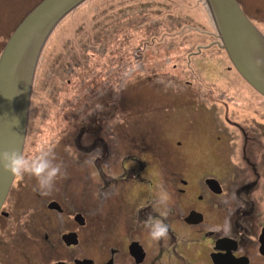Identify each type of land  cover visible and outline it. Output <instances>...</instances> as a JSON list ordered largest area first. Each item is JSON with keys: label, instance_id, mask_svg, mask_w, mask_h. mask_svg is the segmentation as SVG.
<instances>
[{"label": "rangeland", "instance_id": "rangeland-1", "mask_svg": "<svg viewBox=\"0 0 264 264\" xmlns=\"http://www.w3.org/2000/svg\"><path fill=\"white\" fill-rule=\"evenodd\" d=\"M42 1L0 0V56L15 29ZM237 1L264 36V0ZM221 43L205 0L84 2L57 26L42 52L24 155L32 158L54 149L66 175L52 191L84 190V201L93 203L94 163L82 164L93 160L75 144L81 123L89 125L101 116L115 127L110 141L117 170L129 156L146 163L150 173L176 170L180 163L179 169L191 170L185 174L192 180L198 176L193 170L203 165L227 168L226 158L214 153L217 137L235 143L240 136L226 113L232 122L264 124V112L256 111L264 107V98L236 71ZM36 188L35 179H17L14 196L28 195L20 199L22 209L29 208L23 202L31 200Z\"/></svg>", "mask_w": 264, "mask_h": 264}, {"label": "flooded vegetation", "instance_id": "flooded-vegetation-1", "mask_svg": "<svg viewBox=\"0 0 264 264\" xmlns=\"http://www.w3.org/2000/svg\"><path fill=\"white\" fill-rule=\"evenodd\" d=\"M228 115L240 137L233 143L234 138L218 136L214 152L226 158L227 168L203 165L193 170L194 180L180 163L176 170L150 173L135 156L117 170L110 141L115 127L101 116L89 125L82 122L75 146L93 160L96 200L85 202L84 190L42 195L36 188L23 202L29 208L22 209L20 199L28 195L14 196L15 177L0 210V264H264V124L251 127ZM153 186L169 196L171 229L158 242L140 223L163 210L151 202Z\"/></svg>", "mask_w": 264, "mask_h": 264}, {"label": "water", "instance_id": "water-1", "mask_svg": "<svg viewBox=\"0 0 264 264\" xmlns=\"http://www.w3.org/2000/svg\"><path fill=\"white\" fill-rule=\"evenodd\" d=\"M88 0H43L15 29L0 56V151H24L36 70L57 26ZM215 21L221 46L236 70L264 96V70L255 60L264 57V36L237 0H205ZM18 121V125L15 124ZM15 177L0 169V210Z\"/></svg>", "mask_w": 264, "mask_h": 264}, {"label": "clouds", "instance_id": "clouds-1", "mask_svg": "<svg viewBox=\"0 0 264 264\" xmlns=\"http://www.w3.org/2000/svg\"><path fill=\"white\" fill-rule=\"evenodd\" d=\"M255 67L264 70V57L256 58ZM15 124L18 125V121ZM91 162L93 161L85 159L83 164L87 165ZM0 169L13 177L27 176L35 179L37 190L42 195H48L54 189L56 180L66 175V172L62 170V164L56 162L55 152L51 147L32 158L26 157L19 147L2 150L0 151ZM157 187L153 186L151 189V202L156 208L162 206L163 210L159 212L158 216L149 213L146 219L140 222L147 229L149 238L155 242L166 239L171 229V225L166 222L170 211L168 208L169 196L163 189L157 191Z\"/></svg>", "mask_w": 264, "mask_h": 264}]
</instances>
